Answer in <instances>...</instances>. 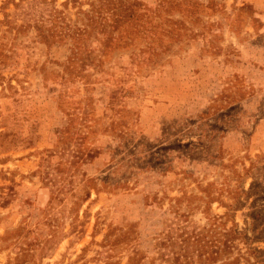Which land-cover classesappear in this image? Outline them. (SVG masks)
<instances>
[{
    "label": "rangeland",
    "instance_id": "1",
    "mask_svg": "<svg viewBox=\"0 0 264 264\" xmlns=\"http://www.w3.org/2000/svg\"><path fill=\"white\" fill-rule=\"evenodd\" d=\"M0 264H264V0H0Z\"/></svg>",
    "mask_w": 264,
    "mask_h": 264
}]
</instances>
